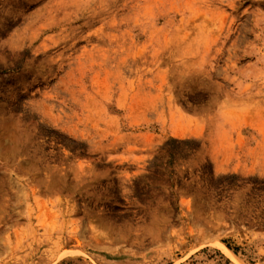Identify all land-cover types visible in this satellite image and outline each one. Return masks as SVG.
<instances>
[{
  "label": "rangeland",
  "instance_id": "obj_1",
  "mask_svg": "<svg viewBox=\"0 0 264 264\" xmlns=\"http://www.w3.org/2000/svg\"><path fill=\"white\" fill-rule=\"evenodd\" d=\"M0 264H264V0H0Z\"/></svg>",
  "mask_w": 264,
  "mask_h": 264
},
{
  "label": "bare ground",
  "instance_id": "obj_2",
  "mask_svg": "<svg viewBox=\"0 0 264 264\" xmlns=\"http://www.w3.org/2000/svg\"><path fill=\"white\" fill-rule=\"evenodd\" d=\"M222 248H223L228 254L233 255V252H232L229 248H227L225 245H222Z\"/></svg>",
  "mask_w": 264,
  "mask_h": 264
}]
</instances>
